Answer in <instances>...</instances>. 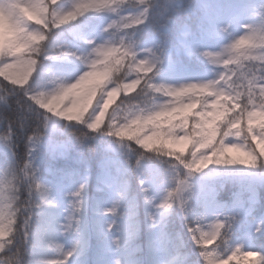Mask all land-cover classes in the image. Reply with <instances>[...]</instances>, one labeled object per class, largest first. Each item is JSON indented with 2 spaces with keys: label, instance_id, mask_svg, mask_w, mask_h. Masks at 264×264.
<instances>
[{
  "label": "snow or ice",
  "instance_id": "6c2138e0",
  "mask_svg": "<svg viewBox=\"0 0 264 264\" xmlns=\"http://www.w3.org/2000/svg\"><path fill=\"white\" fill-rule=\"evenodd\" d=\"M17 2L0 0V15L11 22V8ZM114 2L75 0L62 9L61 0H23L21 6L39 13L28 22L42 20L39 31L30 33L31 39L54 44L35 61L25 57L28 45L18 36L15 43L0 49V82L14 80L26 91L44 78L55 86L47 102L44 93L26 91V98L45 113L42 123L27 130L22 162L29 195L35 194L38 209L24 220L33 254L55 238L64 257L60 264H69L77 255L81 264H88L94 236V264H113L116 256L122 258L116 264H229L240 253L244 258L257 257L252 264H264V243H258L264 240V61L241 59V49L249 44L243 35L247 21L264 13V6L243 0L229 5L184 0L178 10L177 0H163L162 9L152 0H137L136 7L125 5L117 11ZM101 13L109 14L107 22L87 35L79 26L70 29L82 48L51 38L54 30L76 24L77 17ZM233 25L240 31H233ZM181 56L206 65L211 78L179 67ZM57 61H69L74 67L58 66ZM94 76L107 83H97L85 98H78L76 90ZM132 91L135 94L128 95ZM118 93H123L122 99L101 127ZM197 105L200 110L193 112ZM53 117L87 129L74 131L70 141L50 150L53 158L76 151L82 171L41 167V149L53 143L59 130ZM28 119L23 108L16 121L0 118L5 129L0 141L13 156L14 126L25 130ZM93 139L98 140L96 147L89 145ZM175 145H180L178 150ZM86 151L96 157V192L112 193L107 201L92 198L91 225L88 190L93 164ZM232 151L246 159L232 157ZM131 173L139 180L136 193L130 191ZM236 175L250 176L251 183L245 191L233 193L231 201L222 200L223 185L218 187L217 180ZM257 214L260 220L249 230L248 217ZM177 219L179 229L174 227ZM236 232L240 240L231 243ZM142 235L146 236L143 245ZM214 242L213 248L205 247ZM7 259L0 255V260Z\"/></svg>",
  "mask_w": 264,
  "mask_h": 264
},
{
  "label": "clouds",
  "instance_id": "9594fccd",
  "mask_svg": "<svg viewBox=\"0 0 264 264\" xmlns=\"http://www.w3.org/2000/svg\"><path fill=\"white\" fill-rule=\"evenodd\" d=\"M74 2L75 0H73ZM199 2L204 5L209 4L210 0H199ZM22 3L23 0H18L17 4L11 8V22L8 16L0 15V49L5 46L3 37L7 31L14 37L8 44L15 43V38L18 36L19 42L28 45L25 57L32 58L34 61L39 60L48 54L54 41L45 42L31 39L30 33L39 31L37 25L41 24L42 20L36 19L35 23L30 24L29 19L38 16L39 13L33 8L21 6ZM152 3L158 9L163 7V0H152ZM136 4L137 0H115L113 8L118 11L125 5L136 7ZM254 4L257 8H261L264 6V0H255ZM5 6L8 7L7 4ZM183 6L184 0H177V9L180 10ZM162 22H164L163 18ZM247 24V30L243 35L249 38V44L248 47L241 49L243 54L241 59L264 61V13L253 14ZM54 89V85L49 86L46 80L41 78L34 81L26 91L33 95L44 93V100L47 102L48 95ZM26 91L21 87H16L14 80L11 83L0 82V118L16 121L21 108L29 117L25 130L14 126L15 135L12 137V142L16 145L15 156L11 154L4 142L0 141V153L3 154V159H0V255L8 258L0 260V264H37L38 261L41 264H60L64 257L61 249L56 247L59 240L54 238L46 242L44 248L34 255L32 241L25 238V217L38 209L34 206L36 203L35 194L33 193L31 197L29 195L27 180L22 168L24 154L18 151V147L23 141L26 149L27 130L33 127V119L37 124L42 123L45 118V113L26 98ZM14 97L18 107L15 110V115H8V110L12 108L10 101ZM117 118L123 119V114H117ZM3 131L5 129L0 130V132ZM49 244L51 247L47 246ZM121 259L119 256L114 257L113 264ZM71 264H81L80 257L74 256Z\"/></svg>",
  "mask_w": 264,
  "mask_h": 264
},
{
  "label": "rangeland",
  "instance_id": "374dc122",
  "mask_svg": "<svg viewBox=\"0 0 264 264\" xmlns=\"http://www.w3.org/2000/svg\"><path fill=\"white\" fill-rule=\"evenodd\" d=\"M240 2H242V0H229L226 5L236 4V3H240ZM243 2L251 4V3H255V0H243ZM72 3H73V0H61L60 7L62 9H68V8H70L72 6ZM101 14H105L106 18L109 16L108 13H101ZM77 18H79V17H77ZM106 18H105V20L102 21L103 23L107 22ZM31 22L35 23V18ZM69 23H73V21H70ZM61 27H64V25H61ZM232 30L233 31H240L238 25H233V29ZM91 31H89V32H91ZM88 33H86L85 35H87ZM3 39L5 41V47L7 48L8 42L13 40L14 37L10 33H8L6 31ZM60 43L65 44L68 47H73V48H75V47H81L82 48L83 47V45H82V43L80 41H74L73 39H70V38L64 39ZM246 47H248V44H246L244 46V48H246ZM177 60H178V66L179 67H183L184 69H186L187 72L197 73V74H200V75H205L206 74L205 78H211L212 73L207 71V66L205 67L206 69L204 71L199 72V71L196 70V66H194V65H196V64H198L200 62L194 60V61L190 62L189 64H186L185 62H187L189 60L187 58H185V57H182V56L178 57ZM58 66H64V65H58ZM221 66H223L222 61H221ZM231 66L232 65H230V67ZM64 67L72 68V67H68V66H64ZM1 78L3 79V77H1ZM181 78H192V79H195V78H198V76H184V77H181ZM73 82H74V80H73ZM6 83H10V81L6 82ZM17 86H19V85H17ZM83 92L84 91H83V84H82L79 87V89L76 90V95L78 97L82 96ZM185 102H187V101H185ZM199 108H200V106L197 105L196 109L198 110ZM74 111H76V109H74ZM209 119H211V117ZM57 120L59 121V124H58L59 130L56 131L53 134V143H51V144L45 143V145L41 149V151L43 153L42 160H41V167L43 169H47V168L50 167V168H52L54 170L55 169H65V170H67V168H69V170H71V169L79 168L82 171L83 166L77 163V160L79 159V157H78V154H77L76 151H72L66 157L57 156V157L53 158V156L50 154V150H51L52 147L56 146L59 142L70 141L72 139V136H73V132H71L68 128L63 126L62 123H61V120H59V118H57ZM189 147H191V145H189ZM184 155H187V150L184 152ZM229 155H231L232 157L237 158V159H246V157H244L241 152L232 151V152L229 153ZM237 155L240 158H238ZM85 156L88 157L90 160L95 161L96 157H95V155L92 152H91V155H90V154H88V151H86L85 152ZM0 159H3V154L2 153H0ZM70 162H73V163H70ZM74 163H76V164H74ZM92 164H93V162H92ZM241 166L246 167L247 165H241ZM209 167H211V165H209ZM245 171L246 172H251L250 169L249 170H245ZM94 174H95V165L93 164V180H92L91 184L89 185V190H88L89 197H90V201H89L90 206H89V212H88V218H89L90 225H91V222L93 220V210H92L93 209V200H92V198L95 197V198H100V199H103V200L107 201L112 196V193H110L108 191L99 192V193L96 192ZM46 175H47V173H46ZM146 176H150V174L146 173ZM246 176L247 177H245L244 175H242V176L236 175V176H233V177H230V178H227V179L217 180L216 183H217L218 187H219L220 184L223 185V187L220 188V191L223 190L226 187H229V188L232 187V189H234L233 193L243 192V191H245L248 188L249 184L251 183V179H252L250 176H248V175H246ZM49 178L51 179L52 177L49 176ZM64 183H65V185H67L68 181L65 180ZM129 183H130V191L132 193L138 192L139 180H138L137 176L135 175V173H131L129 175ZM233 193L231 195H233ZM59 198L63 201V193L60 194ZM231 199H232V196H231V198L229 200H224V201H231ZM141 219L143 220L142 211H141ZM259 220H260V218L256 219L255 221H253L251 229L255 226L256 223L259 222ZM251 229H249V230H251ZM144 231L145 232L147 231L146 226H145ZM93 237L94 236H92V238ZM144 237H145V242H146V236H144ZM92 238H91V245H92ZM239 240H240V238H238L233 243H236ZM70 243H71L70 240L66 241L65 242L66 247L70 246ZM215 243L216 242H214L213 244L205 245V247L211 249V248L214 247ZM141 244L143 245L144 242L141 243ZM244 246L246 247L247 244L244 243ZM95 259H96V248L94 249L91 246V249L89 250V253H88V256H87L88 264H94ZM233 259H234V261H236L237 264H252V262L254 260L258 259V258L257 257L244 258L243 254L240 253L236 257H234ZM71 261H72V259L69 261V264H71Z\"/></svg>",
  "mask_w": 264,
  "mask_h": 264
},
{
  "label": "trees",
  "instance_id": "16d2710c",
  "mask_svg": "<svg viewBox=\"0 0 264 264\" xmlns=\"http://www.w3.org/2000/svg\"><path fill=\"white\" fill-rule=\"evenodd\" d=\"M187 2H188V0H185V3H187ZM226 2H227V0H210V3L220 4V5H225ZM105 18H106V15L105 14H94L92 16H86V17H82V18L79 17V18H77L78 21L76 22V24L67 26V27H65L63 29L54 30V32L51 34V38L54 39V40H56V42H58V43L62 42L64 39H67V38L73 39L74 41H78V40H76L70 34V29L76 28L77 26H79L80 27V31L83 34H86L88 31L92 30L94 27H97L98 25H100L102 23V21L105 20ZM61 33H63V35H61ZM145 34H147V33L145 32ZM192 61H194V60H192ZM192 61H187L185 63L186 64H189ZM56 63L58 65H64V66H68V67H74V65H72L69 61H57ZM194 66H196V70H198V71H203V69L205 68V65L202 64V63L201 64L198 63V64H196ZM0 80H3V79L0 77ZM97 83H101L102 86H103V84H106L107 81H105L103 79V77H101V76H94V77L89 78L87 81H85L83 83V91H84L83 92V95L82 96H79L78 98H80V99L85 98L88 95V93L90 92V90ZM17 87H19V86H17ZM134 94H135V91H132V92H129L128 93V95H134ZM122 96H123V93H118L114 97L113 102L109 104V107H108V109H107V111L105 113L104 120L101 123V127H103L104 126V123L107 122V118H108L107 117V113L108 112H111L112 108L116 107V105L119 104L120 100L122 99ZM10 102L12 104V108L8 110V115H15V110L18 107V105L16 103V98L15 97L12 98V100ZM20 103H23V101H20ZM93 103H94V100H93ZM77 110H78V108L76 109V111ZM199 110H200V108L198 110L197 109L196 110L194 109L192 111L195 112V111H199ZM53 120H57V118L53 117ZM61 123H62L63 126H65L66 128H68L71 132H74L75 131L77 134H79L80 131H87V129H85L83 125H76V124L67 125V122L66 121H62V120H61ZM190 123H191V120H190ZM35 125H36V121H35V119H33L32 126L35 127ZM2 129H3V125L0 124V130H2ZM99 139H108V138H106V137H100ZM124 139H127V136H125ZM97 144H98V140L97 139H93V140L89 141V145L91 147H96ZM132 147L135 148L136 145L133 144ZM179 147H180V145H175L174 146V148L176 150H178ZM18 151L21 154H25L26 149H25V145H24V142L23 141L20 142L19 147H18ZM88 154L91 155V152L88 151ZM237 157L240 158L238 155H237ZM169 158L174 159V157H169ZM67 170H69V168H67ZM240 176H242V175H240ZM244 176L247 177L246 175H244ZM233 191H234V189H232V187H230V188L229 187H226L224 190H221V198H227V197L231 196V194L233 193ZM257 217H260V215L257 214V216L255 218H257ZM255 218L248 217V220H247V227H248V229H250V227L252 226V223H253V221H254ZM176 228L177 229L180 228V222H179L178 219L176 220ZM144 236L145 235H142L141 236L140 243H143V242L146 243ZM239 237H240V233L239 232L234 233L231 243L233 241H235ZM258 243H264V240L258 241ZM92 246H93V248L96 247V239H95V237H93V245ZM220 250L222 251L223 249H220ZM192 259L193 260H196L197 257L195 255H193ZM229 264H237V263H236V261L231 260L229 262Z\"/></svg>",
  "mask_w": 264,
  "mask_h": 264
}]
</instances>
